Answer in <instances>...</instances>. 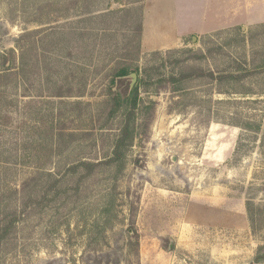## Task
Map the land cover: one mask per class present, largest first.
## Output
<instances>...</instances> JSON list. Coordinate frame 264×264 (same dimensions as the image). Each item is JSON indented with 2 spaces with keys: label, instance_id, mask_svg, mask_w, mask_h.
<instances>
[{
  "label": "rangeland",
  "instance_id": "1",
  "mask_svg": "<svg viewBox=\"0 0 264 264\" xmlns=\"http://www.w3.org/2000/svg\"><path fill=\"white\" fill-rule=\"evenodd\" d=\"M136 1L0 0V264H257L264 22L148 50L144 17L154 37L178 17L197 32L209 1ZM132 74L136 139L109 166L129 110L112 114L111 93Z\"/></svg>",
  "mask_w": 264,
  "mask_h": 264
},
{
  "label": "crops",
  "instance_id": "2",
  "mask_svg": "<svg viewBox=\"0 0 264 264\" xmlns=\"http://www.w3.org/2000/svg\"><path fill=\"white\" fill-rule=\"evenodd\" d=\"M148 1V0H147ZM209 1L208 9L210 16L208 18L202 19V26L197 30V32H186L187 28L182 26L180 32H178L179 25L181 24V19L178 17L177 22H174L173 30L170 35L157 34L154 37L153 31L148 27V18L144 17L143 29H142V45L148 50H160V49H171L180 46L183 41L193 35H206L216 30H221L228 28L236 22L242 25H254L257 23L264 22V0H238V12L239 15L234 19L233 22L230 21V13L233 2L235 0H207ZM222 7L223 12L227 13L226 21L223 23L218 20L217 11L218 7ZM236 23V24H237ZM151 30L150 35H148V30ZM154 30V29H153Z\"/></svg>",
  "mask_w": 264,
  "mask_h": 264
},
{
  "label": "trees",
  "instance_id": "3",
  "mask_svg": "<svg viewBox=\"0 0 264 264\" xmlns=\"http://www.w3.org/2000/svg\"><path fill=\"white\" fill-rule=\"evenodd\" d=\"M144 0H139L136 1L134 3H140L143 2ZM142 29H143V24L142 22L140 23V25L138 26V32L140 35H142ZM97 38H98V34H97ZM94 44V51H98V46H97V42L95 39V42H93ZM17 46V45H16ZM7 71V70H6ZM247 74L249 73H240V72H235V73H230L227 75H214L212 73L208 74V77L215 83L217 84H221V83H229V84H234V83H240L244 80V78H246ZM129 75V70L124 68V69H120L118 72H116L115 77L116 78H123V77H127ZM183 76L180 77V79L178 82H181L187 78L190 77V74H182ZM1 76V75H0ZM198 77H202L204 76L202 73L197 75ZM115 78V79H116ZM115 79L113 81V84H115ZM134 89V88H133ZM55 97H64V95H61L60 93L55 95ZM110 103H111V112L112 114H117L119 113L121 110L125 109V107H128V111H127V117L124 121V124L120 130V134L118 136V139L115 143L114 146V151H113V157L107 162L106 165H115L118 163H121V161L124 159L125 157V153L126 151L132 146V144L134 143L135 139H136V135H135V131H136V114H137V110H138V106L141 105L142 102H139V88L135 87L134 90L132 91H127L125 93L123 92H114L112 90L111 93V99H110ZM155 106V103L150 101L148 103V107L151 109H153ZM84 168L86 169V171L88 173H92L95 168L98 166V164H85L83 163ZM251 220V218H250ZM251 222V221H250ZM260 255H258L255 259L257 264H262L264 263V246L260 247Z\"/></svg>",
  "mask_w": 264,
  "mask_h": 264
},
{
  "label": "water",
  "instance_id": "4",
  "mask_svg": "<svg viewBox=\"0 0 264 264\" xmlns=\"http://www.w3.org/2000/svg\"><path fill=\"white\" fill-rule=\"evenodd\" d=\"M130 77L132 79V83H131V90H132L135 86L137 76H136V74H132Z\"/></svg>",
  "mask_w": 264,
  "mask_h": 264
}]
</instances>
